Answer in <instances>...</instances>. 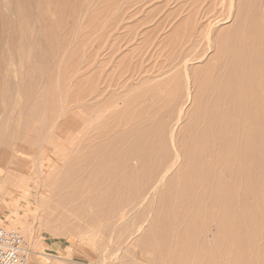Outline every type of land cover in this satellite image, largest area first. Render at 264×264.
<instances>
[{
    "label": "rangeland",
    "instance_id": "rangeland-1",
    "mask_svg": "<svg viewBox=\"0 0 264 264\" xmlns=\"http://www.w3.org/2000/svg\"><path fill=\"white\" fill-rule=\"evenodd\" d=\"M257 12L264 36V0H0V158L6 155L0 172L10 170L24 177L19 188L5 186L7 198L0 192V226L22 235L28 257L35 254L40 264H62L59 257L65 255L84 264H264V239L253 242L248 237V246L243 247L236 238L240 236L236 226L230 239L212 240L210 230L204 228L208 223L204 203L195 208L184 203L192 194L188 189L163 188L155 193L132 188L114 192L76 189L84 148L110 141L126 127V121L136 124L152 116L163 117L170 119L167 130L172 128L188 82L194 83L195 98L201 97V102L193 108L191 101L184 104L174 133L183 127L180 137L190 142V148L205 146V141H196L193 135L207 128L201 120L212 73L218 76L214 84L221 79L219 88L224 90L214 100L219 117L227 106L226 122L238 127L236 108L228 106L236 98L234 93L264 87V42L252 44L251 59L235 52L240 47L245 52L244 35L257 25ZM228 14L231 17L222 23ZM192 45L188 57L201 55L183 68L181 55ZM234 77L239 84L229 89L226 78ZM255 77L261 79L258 84ZM242 115L248 159V150H261L264 141H251L249 111ZM261 120L259 109L258 135L263 140ZM220 142L227 172L228 166L233 167L236 144ZM11 149L19 155L13 168ZM259 166L256 178L261 181ZM185 185L182 181L181 186ZM257 195L262 197L263 188ZM41 211L49 213L46 223ZM255 219L264 225V204ZM152 220L146 237L133 235L136 225ZM260 242L261 246L253 247ZM74 250L87 257L73 258Z\"/></svg>",
    "mask_w": 264,
    "mask_h": 264
},
{
    "label": "bare ground",
    "instance_id": "bare-ground-1",
    "mask_svg": "<svg viewBox=\"0 0 264 264\" xmlns=\"http://www.w3.org/2000/svg\"><path fill=\"white\" fill-rule=\"evenodd\" d=\"M230 17H231V15L228 14L227 17H224L222 23H224V21H227ZM255 19L257 21V25L255 27L250 26L248 31L244 35V41L246 44L245 52H244L242 47L237 48L235 50V52L238 55H242L244 53L243 56L246 59H251L253 56L252 44H258L260 42H264V36L262 35V33L260 31V26H261L262 20H260L261 18L259 16L258 12L255 16ZM218 22H219V20H218ZM234 22H235V20H233V23ZM206 43L211 45L212 40L209 39V37H207ZM192 48H193V45L191 47H188L187 51H185L184 54L181 55L182 58L185 57L184 61H182V62H184L183 68H185L186 65H188L187 63L189 61H191L192 59H196L197 57H199L201 55V54H197L193 57H188ZM257 53H259V51H257ZM229 55H227V58H229ZM11 65H12V63H11ZM6 66H7V64H6ZM8 71H9V68H8ZM187 72H186V75H187ZM217 77L218 76L214 77V75L212 73V76L209 80V84L212 88L209 90H206L207 97L204 99L205 102L203 103V114H202V120L201 121H204L207 124V128L200 135L196 136L197 132L193 135V138H195L196 141L198 139L205 141V146H203V147L195 146V147L190 148L188 146L190 142L187 143L186 141H183V139L180 137L181 128H183V127L179 128L178 133H176V134L174 133V126L177 125L179 120L180 121L182 120L181 119V112H182L183 108L185 107L186 103L188 101H191L192 102L191 103L192 108H193V106H195L197 104V101L201 102V97L195 98L194 89H192V88H194V83L193 82L190 83V82L186 81L188 83H187L186 89H185V93H186L185 94L186 95L185 100H184V102L182 101V105L178 109L179 111L177 110V112H178L177 116L178 117H176V119H177L176 123H174V125L172 124L173 125L172 128H169L167 130V125H169L168 121L170 119H166L163 117H159L156 119L155 116L154 117L152 116V117H150V119H145V120L143 119L136 124L126 121L125 122L126 127L124 126V129L120 133H118L117 136L115 135L114 138H112L110 141H107L106 143H102V142L98 143L95 141L96 144L94 143L93 149L91 148L89 150H86L84 148L83 149L84 151L82 150L83 151L81 153V156H82L81 162L82 163L80 164L79 168L77 169V176H78L79 184L76 185V189L78 188L77 190L83 191L82 189L88 190V189H92V188L93 189L107 188V190L109 189L112 192H114L120 188H124L126 190H130V188H132L133 190L134 189L137 190L138 193L139 192L142 193V192H145L147 190L149 191V189H151V191H153V192L154 191L158 192L163 188L164 189H171V188L188 189L187 191H190L192 194L189 197H187L189 195V193H188V195H186L187 199L184 203L191 205L193 208L201 207L202 203H204L203 210L207 211L206 219L208 222L207 224H205L204 228L206 227L210 230V232H211L210 237L212 240L213 239H219V238L222 240L230 239L231 237H233V235H235L233 232V228H234L233 226H236L238 229V235L240 234V236H238V237L236 236V238H237L238 242L243 247H245V245H247L246 242L248 241V237H251L253 242L258 241L259 239H261V241H262V239H264V225H262V222L256 221L255 214L258 211L260 205L264 204V143L261 146V150H259V151H258V147L256 149H254L253 151L248 150V159H247V157L245 155V149L246 148L243 145V141H245L243 139V135L245 134V130L243 131V126H242L243 115L242 114L249 111L248 125L250 127L249 128V134L252 136L251 141H264V87H263V89H260L258 87H253L251 89H248V91L240 90L239 92L236 91L234 93V97H236V98L233 99V102L229 101V103H228V106L233 105V107L236 108V113L238 115V127L233 128L229 125L228 122H226L227 116H228V107L227 106L224 107L223 115L221 117H219L220 112H219L217 104L214 102L215 98L219 97L217 94L224 92V90L219 88L221 85V79L218 80L214 84V80ZM187 78H188V76H187ZM226 79H228V81H229V87H228L229 89H231L232 87L239 84V78L238 77L226 78ZM255 80H256V84H258L261 79H258L255 77ZM2 81H4V80H2ZM100 82H102V81H100ZM97 88H96V90H97ZM104 88H105V85H104ZM98 90H99V88H98ZM95 93H97V92H95ZM88 94H86V95H88ZM95 96H96V94H95ZM93 98H94V96H93ZM87 100H89V99H87ZM83 101L84 100H82V102ZM79 102H78V104H79ZM71 103H72V101H71ZM83 104H86V103H82L81 105H83ZM87 104H89V103H87ZM191 104H190V106H191ZM94 105H95V103H94ZM74 106H77V104ZM68 108H69V106H68ZM192 108L190 110H192ZM75 109H77V107ZM259 109L261 110L262 120L260 121V123L263 127V129H262L263 140L259 139V135H258V125H259L258 112H259ZM168 110H171V109H168ZM71 111H76V110H71ZM61 113H62V111H61ZM74 114H75V112H74ZM67 115H68V113H67ZM156 121L158 122L157 127H156ZM220 121H222L223 123H221ZM61 124H63V123H61ZM50 127H51V124H50ZM112 127H114V126H112ZM68 134H69V132L67 133V135ZM56 136L58 137V135H56ZM30 138H31V136H30ZM146 140H148V141H146ZM220 141H235V144H236L232 148V150H233L232 155H233V159H234L233 167L228 166L227 172H226V169L224 168V166L222 164L223 163V152L221 149L222 142H220ZM183 144H185V146H184V151L182 152V145ZM11 151H12V149H11ZM11 151H10V153H11ZM80 152H78V153H80ZM12 154L14 156V159L11 162V167L13 168V166L17 164L16 161H18L17 160V158L19 157L18 150L13 149ZM75 154H77V153H75ZM72 155H74V154H72ZM74 156H76V155H74ZM4 157H6L5 154H3L2 157L0 158V163H3L5 161ZM8 160H9V158H8ZM6 163L7 162L4 163L5 166H6ZM66 163H68V161ZM8 164H10V163H8ZM260 164H261L263 174H261L262 175L261 181H258L256 178V175L258 173H260V166H259ZM183 167H185L184 170H183ZM18 168H20V167H18ZM21 170H22V167H21ZM185 170H186V172H184ZM1 171H2V169H1ZM227 173L232 174V175H230V177H228ZM0 178H1L0 179V192L2 191V196L5 198H7V195L9 194V192L6 190L5 186L9 185V186L14 187V188L15 187L19 188V183H21L24 179V177L17 174V172H13L10 170L0 172ZM76 179H77V177H76ZM74 181L75 180H73V183H74ZM182 181H186L188 186H186V185L181 186ZM69 188H70V186H69ZM260 188H263L262 197H258V195H257V191ZM40 191H42V190H40ZM81 191L78 192L79 195H80ZM129 192H131V191H129ZM181 192H183V191H181ZM101 193H102V191H101ZM176 193H177V191H176ZM176 193L174 194L175 196H177ZM115 194H117V193H115ZM115 194H113V195H115ZM127 194H129V193H127ZM151 194H152V192H151ZM48 195H50V192ZM156 195H157V193H156ZM152 196H153V194H152ZM115 197H116V199L119 200V198H117V196H115ZM146 197H148V196H146ZM146 197H143V198H146ZM57 198H53V199H57ZM15 199H16V201H18L20 198H15ZM77 200H76V202H77ZM35 201H37V199H35ZM47 201H48V196L45 197V200L44 199L42 200V205L46 206L48 204ZM70 201H68V202L71 203ZM139 201H140V199H139ZM25 202H26V204L31 203L29 198H26ZM123 202H125V201H123ZM126 202H127V200H126ZM96 203H98V202H96ZM173 204H174V202H173ZM71 205H73V204H71ZM107 205H108V203H107ZM68 206H69V204H68ZM171 208H172V206H171ZM199 212H201V211H199ZM204 213L205 212H203V214ZM172 214H173V211H172ZM193 216H194V218L196 217L195 214H193ZM40 217L43 218V221L46 223L49 220L48 211H41ZM170 217H171V215H170ZM174 217L175 216H173V218ZM203 219L204 218L202 217V220ZM193 221H194V219H193ZM201 224H202V222H201ZM152 225H154V220H152L151 222H149L147 224L142 223V224L136 225L137 229H136V231L135 230L133 231V235L136 233V234H139L141 238L146 237L148 235V232H150L149 230L152 227ZM260 226H261V228L259 229ZM212 228H213V231H212ZM43 230H45V229H43ZM198 230H200V228ZM176 231L178 232V228ZM168 232L170 233V231H168ZM177 232H175V233H177ZM199 234H201V233L199 232ZM207 236H208V234H207ZM193 238H195V237H193ZM173 240H174V238H173ZM175 240H176V238H175ZM177 242L180 243V241H177ZM259 245L261 246V242L255 243L253 247L255 248L256 246H259ZM192 247H194V246H192ZM257 248H259V247H257ZM225 249H227V248H225ZM166 250L168 251L169 248ZM173 252H174V248H173ZM255 252H256V250H255ZM258 252H260V250H258ZM172 254L171 255L168 254V255H170V257H172L173 256ZM252 254H253V252H252ZM166 255H167V253H166ZM177 255H178V253H177ZM179 255H181V254H179ZM250 256H252V255H250ZM193 259H192V261H193ZM251 259H252V257H251ZM175 260H177V259H175ZM186 261H185V263H186ZM168 262L170 263V261H168ZM222 262H224V261H222ZM222 262L220 261L219 263H222ZM255 263L257 264L258 262L255 261ZM181 264H183V262ZM226 264H227V262H226Z\"/></svg>",
    "mask_w": 264,
    "mask_h": 264
},
{
    "label": "built area",
    "instance_id": "built-area-1",
    "mask_svg": "<svg viewBox=\"0 0 264 264\" xmlns=\"http://www.w3.org/2000/svg\"><path fill=\"white\" fill-rule=\"evenodd\" d=\"M28 250L22 235L14 228L0 226V264H27Z\"/></svg>",
    "mask_w": 264,
    "mask_h": 264
},
{
    "label": "crops",
    "instance_id": "crops-1",
    "mask_svg": "<svg viewBox=\"0 0 264 264\" xmlns=\"http://www.w3.org/2000/svg\"><path fill=\"white\" fill-rule=\"evenodd\" d=\"M31 252H33V251H31ZM39 253L44 254L45 256H51L52 255L49 252H39ZM72 256L75 259H78V258L82 259V258L87 257L86 255H83V253L79 252L78 250H74ZM67 257H68L67 255H65L64 257H59L60 258L59 261L62 264H84L81 261L78 262V261H75V260L74 261L73 260H69ZM44 259L46 260V257H44ZM27 264H40V263H39L38 259L35 257V254L31 253L29 255V257H28ZM46 264H53V263L47 262Z\"/></svg>",
    "mask_w": 264,
    "mask_h": 264
}]
</instances>
